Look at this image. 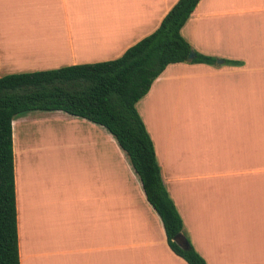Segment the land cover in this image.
Masks as SVG:
<instances>
[{
    "label": "crops",
    "instance_id": "0c3cea01",
    "mask_svg": "<svg viewBox=\"0 0 264 264\" xmlns=\"http://www.w3.org/2000/svg\"><path fill=\"white\" fill-rule=\"evenodd\" d=\"M177 1L0 0V75L116 59ZM181 33L217 61L168 64L137 109L207 264H264V0H200ZM37 111L13 120L21 264H189L115 136Z\"/></svg>",
    "mask_w": 264,
    "mask_h": 264
},
{
    "label": "trees",
    "instance_id": "16d2710c",
    "mask_svg": "<svg viewBox=\"0 0 264 264\" xmlns=\"http://www.w3.org/2000/svg\"><path fill=\"white\" fill-rule=\"evenodd\" d=\"M199 1L178 0L153 33L116 59L0 75V264H21L13 120L32 110H62L106 127L139 175L148 201L163 221L171 248L189 264H207L193 246L164 183L153 139L137 109L168 64L217 61L195 50L181 33ZM192 51L195 56L188 61ZM179 233L189 248L174 240Z\"/></svg>",
    "mask_w": 264,
    "mask_h": 264
},
{
    "label": "rangeland",
    "instance_id": "374dc122",
    "mask_svg": "<svg viewBox=\"0 0 264 264\" xmlns=\"http://www.w3.org/2000/svg\"><path fill=\"white\" fill-rule=\"evenodd\" d=\"M42 111L44 110H38L36 112V117H37V114H40L38 116H42V114H44ZM51 127L53 129H56L54 130V132H56V134L52 133L50 136L51 138L53 139V143H56L58 140L57 139H61V134H60V129L62 127L61 123L60 122H57V121H54L53 123H51ZM48 128V127H47ZM33 129H35L36 133L34 134L33 137H38L39 135H45V129H46V124L45 122H41V123H38L36 125H33ZM28 138H32L30 135L29 136H26L23 140V143L25 144L27 139ZM60 158V156H59Z\"/></svg>",
    "mask_w": 264,
    "mask_h": 264
},
{
    "label": "water",
    "instance_id": "95a60500",
    "mask_svg": "<svg viewBox=\"0 0 264 264\" xmlns=\"http://www.w3.org/2000/svg\"><path fill=\"white\" fill-rule=\"evenodd\" d=\"M195 54L192 51L189 56H188V61L193 60ZM219 61V60H218ZM174 240L184 249L189 248L190 244L189 242L185 239L184 235L182 233H179L175 236Z\"/></svg>",
    "mask_w": 264,
    "mask_h": 264
}]
</instances>
